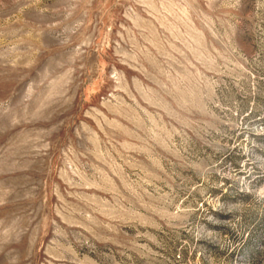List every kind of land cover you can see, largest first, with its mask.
<instances>
[{"label":"rangeland","instance_id":"374dc122","mask_svg":"<svg viewBox=\"0 0 264 264\" xmlns=\"http://www.w3.org/2000/svg\"><path fill=\"white\" fill-rule=\"evenodd\" d=\"M0 264H264V0H0Z\"/></svg>","mask_w":264,"mask_h":264}]
</instances>
